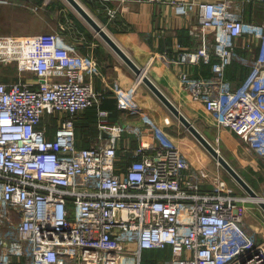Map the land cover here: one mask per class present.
<instances>
[{"label":"built area","instance_id":"2783aa9c","mask_svg":"<svg viewBox=\"0 0 264 264\" xmlns=\"http://www.w3.org/2000/svg\"><path fill=\"white\" fill-rule=\"evenodd\" d=\"M175 2L177 14L196 11L190 29L199 40L159 56L217 126L264 157V18L244 12L264 0ZM236 62L249 67L239 84L227 76ZM203 64L210 75L189 69ZM5 65L18 79L3 78ZM97 66L60 31L0 35V264H142L154 249L169 253L167 264H264V240L245 220L247 197L193 164L142 112L136 86L119 89V106L141 120L110 123L92 79ZM93 106L101 134L80 146L76 115ZM46 115L58 120L53 134ZM128 131L137 143L121 150Z\"/></svg>","mask_w":264,"mask_h":264},{"label":"crops","instance_id":"0c3cea01","mask_svg":"<svg viewBox=\"0 0 264 264\" xmlns=\"http://www.w3.org/2000/svg\"><path fill=\"white\" fill-rule=\"evenodd\" d=\"M80 1L131 57L141 66H145L147 74L192 121H194L192 118H195L212 122L204 105L200 101L195 100L191 93L181 84L179 69L168 64L162 56H159V53L163 52L175 55L176 48L179 45L184 47L196 45L199 39L191 33L190 29L192 24L198 20L196 11L189 16L177 14L175 0ZM49 2L50 0H38V4L31 7L33 11H38V20L23 18L20 28H11L10 23L17 22L19 20L18 16L22 15L21 13L14 12L17 9H11L12 12L6 16L4 15L0 20L8 26L5 28L6 30L2 31L4 34L0 35H29L42 33V30H47L45 32L60 31L68 41L75 43L81 52L93 54L96 57L98 66L92 79L95 88L104 95L100 106L109 111L107 120L110 123L128 120L135 122L137 120L119 106V89L127 90L134 86H136L137 96L135 99L138 102L140 101L141 107L152 112L162 121V117L165 116L162 103H160L158 97L148 85L135 84L137 78L136 72L79 13L78 15L74 11H72L73 13L68 12L64 6ZM5 4L11 3L0 1V10L5 8L3 6ZM111 9L114 10V13L110 12ZM256 9V5L247 4L244 9L245 16L248 19L264 18V12L261 9H259L261 11ZM47 11H49V14ZM27 21L30 23H27ZM62 25L64 28H61ZM242 53L247 56L246 50H242ZM12 66L15 67V65H5L2 67L4 72L3 78L6 81L18 79V75L11 76L4 70ZM191 68H193L192 71L200 75L207 76L212 73L211 66L208 64L197 67L191 66L189 69ZM248 70V66L236 62L228 68L227 76L236 84H239L247 76ZM26 77L30 80L34 79L33 77ZM99 120L98 106L80 111L76 115L78 145L90 146L96 141L97 137L101 134L98 125ZM57 125L58 120L52 117V134L55 133ZM197 127L201 130L199 126ZM227 130L231 131L230 129ZM231 132L234 133L233 131ZM128 138L126 147H132L131 138ZM222 140L230 148V142L224 138ZM123 143L126 142L123 141ZM136 143L137 141L135 145ZM216 171L220 172L219 169H216ZM220 173L234 188V191L238 193L235 184H231L226 175L222 172ZM261 182L259 183L262 186ZM248 208L244 207L245 220L249 221L248 223L246 220L247 224L254 229L259 228V235L264 238V220H261L260 215L257 213L260 211Z\"/></svg>","mask_w":264,"mask_h":264},{"label":"rangeland","instance_id":"374dc122","mask_svg":"<svg viewBox=\"0 0 264 264\" xmlns=\"http://www.w3.org/2000/svg\"><path fill=\"white\" fill-rule=\"evenodd\" d=\"M4 2H9L11 4H5V8L0 10V20L5 15H8L12 12L11 9H17L14 10V12L21 13V16H18L19 20L17 22L10 23L11 28H20L22 26V19L26 18L27 20H38V11H33L31 7H34L35 4H38V0H0ZM49 3H54L55 5L58 4L59 6H64L65 9L68 10V12L74 11L76 14L78 12L76 9L72 6V4L68 0H50ZM256 10L263 11L264 12V4L263 5H256ZM261 9V10H259ZM49 14V11H47ZM73 13V12H72ZM16 15V14H15ZM79 15V14H78ZM27 23H30L27 21ZM7 24L0 21V34L2 31L6 30ZM47 30H42V32H45ZM7 73H9L11 76L17 75V70L15 67L11 68H5L4 69ZM145 70V69H144ZM26 76L33 77L34 75L31 72H26ZM136 83V82H135ZM138 85H146L143 81L139 82ZM137 98V96H136ZM159 99V98H158ZM160 103H162V106L165 110V116H163V120L161 121L156 117L155 114L152 112H149L145 110L144 107H142V112L145 113L146 117L150 119L155 120V122L162 127H167V129L171 132L173 138L176 140V142L180 145L182 150L186 153V155L190 158V160L195 164L196 166L204 165L212 169L213 171H216V169H219L220 172L226 175L228 180L231 182V184H235V188H237L238 193L241 195H244V197H248L249 194L247 191L227 172V170L218 163V161L207 151V149L195 138V136L170 112V110L166 107V105L159 99ZM140 102V101H139ZM138 102V103H139ZM140 105V104H139ZM141 106V105H140ZM126 112H129L126 110ZM130 116L136 118V121H140L141 118L137 113H130ZM168 115V116H167ZM210 115V113H209ZM170 118V123H166L165 118ZM211 117V115H210ZM195 123V125L199 126L202 132L212 141V143L220 149L222 154L230 160L232 165L250 182V184L256 189V191L260 195H264V157L257 154L255 151H252L250 149H247L244 145V143L241 142L239 137L232 133L231 131L217 126V123L215 120L211 117L212 122L199 120L192 118ZM45 121L52 123V116H45ZM130 122H134L131 120H128ZM211 123V125H210ZM131 138V144L132 146L135 145V138L134 133L128 131L127 135L122 139L121 141V150H124L127 145V139ZM223 137L224 139L228 140L230 142V148L227 147L223 143ZM126 142V143H123ZM129 144V143H128ZM125 145V146H123ZM121 158L126 159L128 157L127 152H120ZM254 176H253V175ZM259 180V181H258ZM260 181L262 186L260 185ZM249 201L246 202L245 206L248 209H257V212L260 215L261 220H264V210L262 207L255 201H251V199H248ZM247 220V219H246ZM249 223V221L247 220ZM248 229L254 233V235L260 239L264 240L263 236L259 235L260 229L259 228H252L249 224H247ZM169 258V253L166 250H160V249H154V250H145L143 255V263L142 264H167V260Z\"/></svg>","mask_w":264,"mask_h":264},{"label":"water","instance_id":"95a60500","mask_svg":"<svg viewBox=\"0 0 264 264\" xmlns=\"http://www.w3.org/2000/svg\"><path fill=\"white\" fill-rule=\"evenodd\" d=\"M78 13L91 25L94 30L116 51V53L136 72L142 76V81L154 92V94L166 105L170 112L195 136V138L207 149V151L222 165L227 172L254 197L260 194L246 180V178L232 165L212 141L195 125V123L176 105L167 94L147 74L144 68L138 64L131 55L114 39L110 32L88 11L80 0H68ZM262 197V195H261ZM263 198V197H262ZM254 201V200H253ZM264 210V200L256 201Z\"/></svg>","mask_w":264,"mask_h":264},{"label":"bare ground","instance_id":"6f19581e","mask_svg":"<svg viewBox=\"0 0 264 264\" xmlns=\"http://www.w3.org/2000/svg\"><path fill=\"white\" fill-rule=\"evenodd\" d=\"M145 71H146V70H145ZM139 77H140V79H141V81H142V76L140 75ZM262 197H263V198H262ZM262 197H261V195H260V197L254 198V197H252V196L249 195V196L247 197V199H251V201L254 200V201L256 202V201H259V200H264V196H262Z\"/></svg>","mask_w":264,"mask_h":264}]
</instances>
